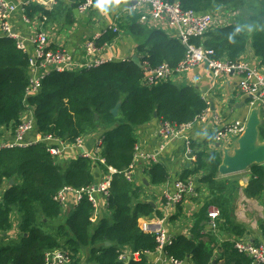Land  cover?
I'll list each match as a JSON object with an SVG mask.
<instances>
[{"label":"trees","instance_id":"trees-1","mask_svg":"<svg viewBox=\"0 0 264 264\" xmlns=\"http://www.w3.org/2000/svg\"><path fill=\"white\" fill-rule=\"evenodd\" d=\"M178 1L184 10L203 14L230 11L236 12L235 18L248 3L245 21L239 23L233 18L231 25L215 27L203 38H192L190 43L212 48L214 58L232 63L240 61L251 47L264 65V0ZM38 13L51 16V11L38 3L29 4L24 12L29 20ZM140 17L135 13L117 19V30L114 26L106 29L100 34L97 45L104 47L130 29L145 37L137 48L143 54V67L129 60L107 61L98 67L74 71H52L44 77L41 90L34 95H27L30 54L24 52L15 39L0 34V127L16 129L23 121L24 112L30 108L35 120L32 132H37L40 138L25 147L0 150V186L8 185L0 199V234L14 228L19 232L18 239L9 240L7 244H3L0 237V264H46V253L54 250L69 253L71 264H84L83 250L87 253V264H149L148 254L157 250V236L145 231L141 220L154 215L161 218L163 214L142 196L147 189L145 185L137 184L125 175L135 160L136 133L140 127L149 124L155 114L160 122L187 125L208 110L209 105L195 87L179 86L173 81H160L151 86L145 83L147 69L162 64L176 68L186 57L187 47L165 31L147 29L139 21ZM66 18L68 23L75 22L73 7L69 8ZM251 25L256 28H249ZM118 102L121 106L115 116L112 110ZM96 134H99V142L89 152L91 157H84L80 152L75 158L61 160L49 151V147L58 146V142L45 140L50 136L73 143L79 137ZM260 138L264 140V124L260 127ZM207 141H213V138L209 137ZM191 147H194L193 142ZM194 154L192 167L185 169L180 179L220 189L222 152L215 150L208 154L199 150ZM110 167L116 172L112 174L103 215L98 214V204L96 206L86 193L79 201L69 197L66 206L55 200L64 188L81 190L96 185V170L106 175ZM147 168L152 185L167 182L169 173L164 163L152 161ZM248 171L250 179L246 194L261 196L264 193V164H255ZM11 179L13 184L9 183ZM217 198L219 201L231 200V196L218 195L210 202ZM64 207L69 209L67 215ZM207 208L206 204L202 212ZM16 214L19 216L17 224L14 222ZM222 214L227 230L236 237L242 236L245 228L231 221L228 208ZM63 218L65 220L56 228L49 229L52 223ZM202 221L195 223L190 237L177 236L165 246V255L182 262L191 259L194 264H212L219 249L220 259L225 264H254L246 254L235 249L230 240L218 243L214 233L205 232L209 224L202 225ZM261 230L264 236V223ZM123 253L138 257L122 260L120 255Z\"/></svg>","mask_w":264,"mask_h":264},{"label":"crops","instance_id":"crops-1","mask_svg":"<svg viewBox=\"0 0 264 264\" xmlns=\"http://www.w3.org/2000/svg\"><path fill=\"white\" fill-rule=\"evenodd\" d=\"M8 1L18 5H21L22 2L41 4L37 0ZM55 1L56 4L52 5V8L51 6L47 7L48 11H51V16L46 15L48 20L45 22H43L42 13H38L32 20H29L21 10H18L11 14L10 23L13 29L20 34L28 44H31L32 38L37 31H45L48 35L50 50L57 51L66 49L75 57L78 63L77 70H80V68H82L81 64L88 60L83 48L86 38L97 34L100 35L109 27L114 26L117 19L123 18L128 14H135L129 11V3L121 1L116 9L104 15L96 9L95 0L93 6L87 13H74L75 22L68 23L66 16L69 8L73 7L74 12L75 9H78L79 4L85 0H74V5L71 0ZM233 22L234 20H232V23ZM147 29L150 28L147 27ZM165 29V32L169 34L171 30ZM144 41L145 37L136 35L132 30L126 29L118 38L104 46L102 56L109 61L122 62L132 60L134 56H138L143 62V54L138 52L137 48ZM241 60L247 61L252 67L258 68L264 73L262 61L255 55L251 47L243 54ZM240 79L241 77L237 72H231L230 74L215 78L212 70L206 64H201L184 75L177 76L173 79V82L179 86H192L197 88L209 105L207 119L196 123L185 131V134L191 142L194 143V152L201 150L209 154L212 151L218 150L223 154L222 149L229 147H227L228 145L226 143H219L215 140L216 133L232 123L247 120L253 108L249 105L250 97L239 88ZM210 103H213L214 109L211 107ZM260 110V117L264 124V110L262 108H260ZM160 123L161 122L157 118H154L149 124L140 127L136 133L137 145L140 147V155L136 160V168L134 171L135 182L145 185L147 189L142 196L146 198L147 201L154 202L156 209L163 214L161 218L154 215L150 218L142 219V225L148 223L158 227L161 226L167 236L173 239L180 235L190 237L193 234L192 231L197 221L203 219L202 225L208 224L209 211L212 206L210 200L216 198L218 195L231 196L228 216L233 223L243 226L245 231L242 236L236 237L234 233L227 230L225 218L222 216L220 220V229L217 232L218 243H222L225 240H230L234 243L240 239L264 244V236L261 230V225L264 223V193L258 197H250L246 194L245 188L250 179L248 170L229 176L219 175V181L225 178V181L222 182V184H224L223 187H225L223 189H216V187L209 185H200L196 181V192L194 197L185 200L179 206L169 203L168 201L164 202V198H166L164 194H173L176 191V181L180 179L185 169L192 167L193 161H190L188 158L184 139H176L172 141L164 151L159 150L161 144V137L159 136ZM14 132L15 128L12 129L7 126L0 127V141L11 140ZM36 133L37 132L29 133L27 139L29 141L36 140L38 138ZM209 137H212L213 141H207ZM98 142L99 134L89 136L85 138V146L83 149L69 148L64 151L65 154L60 156V158L61 160L67 157H69L67 159L75 158L82 150L88 153L92 152ZM218 143L220 144L219 147L217 146ZM236 146L237 145H233L232 148ZM147 155H154L155 161L162 162L166 165L169 173V178L166 183L154 186L149 182L147 172L148 162L144 157ZM109 173L105 175L103 172L100 173L99 170H96V186L101 183ZM241 174V177L231 179ZM145 181H147L148 185L145 184ZM235 187L236 190H234ZM7 188V183L0 186V199ZM96 197L98 214L103 215L106 213L105 208L107 207V199L101 192H98ZM73 198L74 195H71L70 200ZM206 204L208 208L205 209V212H202ZM18 219L19 216L17 220ZM17 222L15 221L16 224ZM206 229H208V227H206ZM204 231L202 230V232ZM18 233V230L14 228L6 234H0V237L10 238L9 234H13L9 240H15L14 236ZM215 255L216 259L214 261L216 264H225L224 260L220 259L221 251L219 249L216 250ZM148 257L149 264H160L163 255L155 251L154 253L148 254ZM84 261V264H87V259H84ZM182 264L194 263L191 259H187L183 261Z\"/></svg>","mask_w":264,"mask_h":264},{"label":"built area","instance_id":"built-area-1","mask_svg":"<svg viewBox=\"0 0 264 264\" xmlns=\"http://www.w3.org/2000/svg\"><path fill=\"white\" fill-rule=\"evenodd\" d=\"M35 1V0H32ZM41 3L46 10L47 7L56 4L55 0H37ZM129 3V11L132 13H139L141 15L140 22L144 23L147 27L166 31L165 28L170 29V35L179 38L181 42L187 47V54L176 68L170 67L168 64H162L155 69H147L145 75V83L147 85H155L160 81H173L177 76L184 75L185 73L193 70L201 64H206L212 70L213 76L218 78L221 75H227L231 72H237L241 77L239 88L243 93L250 97L249 105L251 108L260 107L264 110V73L258 68L252 67L247 61L240 60L236 63L225 59L214 58V50L205 46H196L190 43L192 38H203L209 31L213 30L215 26L227 27L232 24L231 19L235 18L236 12L224 11L221 15L226 16L225 20H217L214 14H203L194 10H184L179 1L169 2L165 0H121ZM95 0H85L79 4L78 9L80 13H87L93 6ZM29 2H22L21 5L12 3L8 0H0V34L11 37L17 41L18 46L30 54L29 56V69L30 80L27 89V95L37 94L42 87V80L52 71L64 72L74 71L78 68V63L74 56L71 55L66 49L53 51L49 48V39L45 31L40 30L35 33L32 38L31 44H28L20 34H18L10 23V16L12 13L21 10L25 12V8ZM32 4V3H30ZM221 10L223 8L221 7ZM43 16V22L47 21V16ZM229 18V19H228ZM220 24V25H219ZM114 30L117 27L114 25ZM99 34L86 38L83 44L85 56L87 61L81 64L82 68L98 67L107 60L102 55L104 47H98L97 40ZM31 111V112H30ZM206 110L200 116L194 119L193 122L187 125H177L176 123L163 121L160 123L159 136L161 137L160 151L168 148L169 144L176 139H184L186 145V153L190 161L195 160L193 148L191 147V140L185 134L187 129L191 128L198 122L207 119ZM26 115V116H24ZM22 122L17 126L13 134V138L9 141H0V150L15 147H25L35 141L40 140L39 135L35 141H29L27 136L34 129V116L33 109H28L22 116ZM246 121H239L232 123L222 130H219L215 135V140L219 143H226L229 148L237 145L239 138L246 130ZM45 140L58 142V146H50L49 151L54 156H62L63 152L69 148L83 149L85 146V138L79 137L73 143L64 142L58 139H53L50 136L45 137ZM84 157H91V154L82 150ZM140 155V147H135V160L131 167L125 171V175L129 180L135 181L134 171L136 168V160ZM147 159L148 165L155 161L154 155L144 156ZM103 161V160H102ZM109 175L97 186L93 185L85 189L74 190L72 188H64L55 196V200L61 205L66 206L69 197L74 195L76 201L81 200L82 194L86 193L89 199L97 206L96 194L101 192L105 198L108 195V189L112 174L116 172L115 169L109 168ZM176 191L173 194H164L167 201L173 204L183 203L185 200L194 197L196 192V183L194 180H177L175 183ZM95 212V216H96ZM222 210L214 205L211 206L208 217V231L217 236L220 229V220L222 218ZM143 229L145 231L154 232L158 240L157 252L163 255L160 264H182V261L173 257L167 256L164 253L165 246L173 242V238L167 236L164 229L160 226L145 223ZM234 247L239 252L246 254L252 259L254 264H264V244L254 243L246 240H237L234 242ZM137 258V254L128 255L123 253L120 259L126 260L127 258ZM46 264H71V257L69 253L63 250H54L46 253Z\"/></svg>","mask_w":264,"mask_h":264},{"label":"water","instance_id":"water-1","mask_svg":"<svg viewBox=\"0 0 264 264\" xmlns=\"http://www.w3.org/2000/svg\"><path fill=\"white\" fill-rule=\"evenodd\" d=\"M71 1L74 5V0ZM78 12V9L74 10L75 14H78ZM131 61L137 66L143 67V62L138 56H134ZM210 105L213 107V103H210ZM120 106L121 102H118L116 107L112 110L115 116L118 115ZM260 113V108H253L247 117L246 130L239 138L237 146L234 148L222 149V163L219 166L220 176L238 174L249 170L250 167L255 164H264V140L260 138V127L263 121L260 117ZM155 118H157V114H155ZM217 146L219 147L220 144L218 143ZM9 183L13 184L14 180L11 179ZM145 184L148 185L147 181H145ZM149 203L156 208L154 202L150 201ZM212 264H216V262L213 261Z\"/></svg>","mask_w":264,"mask_h":264},{"label":"rangeland","instance_id":"rangeland-1","mask_svg":"<svg viewBox=\"0 0 264 264\" xmlns=\"http://www.w3.org/2000/svg\"><path fill=\"white\" fill-rule=\"evenodd\" d=\"M248 6H249L248 3H246V5H244L243 8L240 9V10H241V14H240V16L237 17V18H235V20H236L237 22L240 23V22H243V21L246 20L247 14H248V12H249V7H248ZM220 10H221V9H220ZM221 11H222V10H221ZM222 14H223V13H222ZM214 15H215V18H216L217 20H222V21H224V20H225V17H226V16L221 15V13H220L219 11H215V12H214ZM226 18H227V17H226ZM228 19H229V18H228ZM232 20H233V19H231L230 21H232ZM249 28L254 29V28H256V26H255V25H251V26H249ZM246 175H247V174H246ZM241 176H242V174H241V175H238V176H234V177H232L231 179H234V178H237V177H241ZM223 181H225V178H223V179H221V180L219 181V184H220V185H219V188H220V189L225 188V187H222V185H221V183H222ZM224 200H226V199H224ZM211 204L214 205V206H216V207H218V208H220V209L222 210V212H224V209H226V208L229 207V202H228L227 200H226V201H219L218 198L215 199L214 201H212ZM63 211H64V214L67 215V212L69 211V209H68L67 207H64ZM17 218H18V215L16 214L15 217H14V219H15L16 222L19 221V219L17 220ZM64 220H65V218H63L62 220L57 221V222H55V223H52V226H51L49 229L56 228V226L58 225V223L63 222ZM15 221H14V222H15ZM15 224H16V223H15ZM54 225H55V226H54ZM9 236H10V238L1 237L3 244H7L8 241H9V239H11V237L13 236V234H11V235L9 234ZM7 237H8V236H7ZM14 237H15V240H17V239H18V234H16ZM5 238H6V239H5ZM4 241H5V242H4ZM81 258H82V261H84V259H85V260L87 259V253H86L85 250H83V253H82ZM84 262H85V261H84Z\"/></svg>","mask_w":264,"mask_h":264},{"label":"clouds","instance_id":"clouds-1","mask_svg":"<svg viewBox=\"0 0 264 264\" xmlns=\"http://www.w3.org/2000/svg\"><path fill=\"white\" fill-rule=\"evenodd\" d=\"M121 3V0H96L95 7L104 15H107L113 9H116ZM239 31V29H237Z\"/></svg>","mask_w":264,"mask_h":264}]
</instances>
